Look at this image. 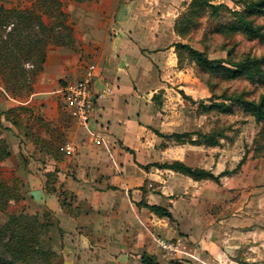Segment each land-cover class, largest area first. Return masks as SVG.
I'll use <instances>...</instances> for the list:
<instances>
[{
  "label": "rangeland",
  "instance_id": "374dc122",
  "mask_svg": "<svg viewBox=\"0 0 264 264\" xmlns=\"http://www.w3.org/2000/svg\"><path fill=\"white\" fill-rule=\"evenodd\" d=\"M61 1L65 11L62 20L66 28L58 26L59 20L54 16L49 18L42 16L43 21H51L45 28L34 21L19 22L18 16L13 14L11 16L9 11L6 13L0 10V87L5 93L23 99L30 95L37 74L45 61L44 58L41 62V52L38 51V44L34 41L38 37H43L48 45L62 44L70 47L75 41L73 20L87 14L80 6L94 5L97 0ZM124 1L127 0H105V4L101 7L104 11L109 7L108 5L117 8ZM206 1L207 3L195 9L190 18L186 16L181 18L189 9V3L184 1V5L180 6L175 21L178 22V28L186 34L177 35L178 42L202 51L210 59H223L225 61L223 65L232 69H236L234 64L239 61L264 56V5L260 8L262 12L257 13L251 6L252 3L262 0ZM30 3L31 0H0V6L5 9L24 8ZM90 16L99 18L93 14ZM112 16L111 10L110 14L106 13V19L103 18L104 23L95 26L99 28L95 32L99 34L98 37L103 38L109 33ZM83 20L80 25L82 29H86L89 27V20ZM243 21H247L256 31L252 33L240 29L239 25ZM16 23H18L16 30L8 29V27L14 28L13 24ZM12 37L14 41H11ZM3 39L5 43L2 42ZM179 64L184 69L185 81L178 84L167 82L169 94L166 92V95H163L165 89L158 91L154 102L156 106H162L163 113L166 112L168 115V125L165 127L167 133L194 131L198 134L192 135L191 140L187 139L184 142L162 137L160 141H154L143 136L144 142L139 143V149L132 151L138 156V160L148 164L180 159L192 167L203 168L214 175L224 171L227 173L220 177L219 182L191 177L186 180L188 179L186 176L151 166L152 172L147 176L148 179L143 181L139 190L142 194L151 192L150 203H159L169 208L174 216V221L169 224L167 220L151 215L153 220L149 225L148 235L152 245L159 249L163 260L180 264L179 258L173 256V252L167 253L158 245L159 239L174 243L176 241L174 238L160 233H176L179 229L176 225H180L182 228L179 232L180 236L187 238L183 240L185 245L196 244L197 239L183 233H211L208 240L214 247L215 254L210 255V264H264V233H239L241 229L251 227L242 221L245 214L248 215V224L251 225L256 213L257 205L254 201L250 206L251 210L248 213L244 212L246 202H249L255 191L250 190L255 187H260V191L264 190V119L256 121L250 111L243 109L236 102L225 100L234 96L256 101L264 93V64L230 76L222 70L210 71L197 65L186 51L181 54ZM64 83L63 79L59 80L61 87ZM2 95L3 92L0 94V101H3ZM58 105L61 120L67 122L68 115L61 99H58ZM25 107L18 105L9 116L13 118L19 132L25 134L29 149L35 147L48 154L52 153L53 157L57 153H62L64 149L62 150L61 146L65 139L63 140L60 126L43 121L33 109ZM44 131L48 134L45 138L41 135ZM42 138L44 142H41ZM4 140L0 142V155L3 156L0 158V225L4 224L9 216L23 213L22 224L32 225L33 231L40 233L44 243L41 244L47 245L45 247L50 253L48 257L39 256L33 264H62L61 254L58 253L53 242V233H50L55 226L54 215L43 206L31 201L27 172H31L34 159L19 152L20 143L13 146L14 155L11 156V148ZM96 143L97 149L111 151L118 148L124 155H131L130 151L121 144L110 147L102 141ZM44 160L42 163L46 164L50 159ZM120 160L124 163L129 162V158L125 157H121ZM55 172V169H50L49 174L47 173V186L49 182L51 185L55 184L58 176ZM122 173L119 172L121 178L126 174L124 172L121 175ZM142 175L143 172L130 171L127 177L138 180ZM161 185H165L167 192L172 195L163 196ZM60 192L63 200L67 198L72 201L73 194L65 190ZM128 192L129 195H132V192L134 196L137 194L131 189ZM146 200L142 196L139 202H135L136 208H142L138 203H147ZM67 209L73 210V207L69 206ZM145 209L148 213L151 212ZM261 210L264 212V205ZM107 215H111L110 211ZM261 217L258 222L254 220L252 225L258 224L264 230V215ZM42 223L48 225L42 227ZM9 228L5 229L7 233H11ZM119 245L125 246L121 242ZM18 248L20 249L21 245H18ZM1 250L3 251V246ZM148 255L155 259L153 255Z\"/></svg>",
  "mask_w": 264,
  "mask_h": 264
},
{
  "label": "crops",
  "instance_id": "0c3cea01",
  "mask_svg": "<svg viewBox=\"0 0 264 264\" xmlns=\"http://www.w3.org/2000/svg\"><path fill=\"white\" fill-rule=\"evenodd\" d=\"M184 1L189 3V0H127L117 8L108 5L105 11L101 7L105 0H97L94 5H81L87 14L73 20L74 44L70 47L62 44L47 46L44 64L37 74L30 95L24 99L15 98L0 87L3 92L0 111L18 105L26 106L33 109L43 121L60 126L63 132L65 140L61 148L64 150L53 157L52 153L48 154L35 147L29 149L25 134L19 132L4 114L1 116L3 128L0 136L11 148V156L14 155L13 146L20 143L19 152L34 159L31 172H27L31 201L54 215L55 226L50 233H53V242L61 254L62 264H142L143 253L153 255L158 264H175L162 259L159 249L152 245L148 235L153 220L151 215H156L148 213L144 206L140 209L135 206V202H139L142 196L149 204H160L150 203L151 192L142 194L139 190L152 170L151 167L145 170L142 165L148 163L138 160L132 150L139 149V143L144 142L143 136L160 141L161 137L152 129L168 132L165 128L168 115L163 113L162 106L155 105L154 95L163 89L164 96L166 92L169 94L167 82L178 84L185 81L184 69L178 66L174 48V43L179 41L174 32V22ZM111 10L113 19L108 28L109 33L103 38L98 37L99 34L95 32L99 28L95 26L104 23L106 13L110 14ZM83 19L89 20L86 29L80 25ZM89 64L96 67L93 91L98 92L107 83L111 85L112 92L97 99L88 129H85L69 115L65 107L68 120H61L58 99L64 103L62 88L78 80ZM61 79L65 81L62 87L59 85ZM41 135L44 138L48 136L45 131ZM40 140L44 141L43 138ZM99 141L110 147L121 144L131 155H124L118 148L111 151L97 149L96 142ZM66 145L72 150H67ZM121 157L129 158V162L124 163ZM47 158L49 162L43 164ZM50 169H55L58 176L55 184L49 182L47 186V173ZM130 171L143 172L144 175L136 180L127 177ZM165 171L186 176L169 169ZM119 172H123L121 175L125 172V177L121 178ZM186 178L189 180L190 177ZM130 189L137 194L134 196L132 192L129 195ZM161 189L163 196L172 195L167 192L165 185H161ZM59 190L73 194L72 201L67 198L63 200ZM260 190V187L250 190L254 194L246 202L244 212L251 210L254 201L257 205L256 213L251 225L245 214L242 221L251 227L241 229L239 233H264L261 226L252 225L254 220L258 222L264 215L261 210L264 190ZM69 206L73 210H68ZM108 211L111 215H107ZM172 217L174 219L173 214ZM157 218L167 220L169 224L174 221L166 217ZM176 227L179 228L176 233L160 234L176 240L173 243L176 247L173 256L179 258L178 262L210 264V255L215 254L208 240L211 233H183L197 239L196 244L190 246L183 242L187 238L180 236V225ZM120 242L125 246H120Z\"/></svg>",
  "mask_w": 264,
  "mask_h": 264
},
{
  "label": "trees",
  "instance_id": "16d2710c",
  "mask_svg": "<svg viewBox=\"0 0 264 264\" xmlns=\"http://www.w3.org/2000/svg\"><path fill=\"white\" fill-rule=\"evenodd\" d=\"M73 1L90 2L91 0H73ZM203 3H207V1L191 0L188 4L189 9L184 14H182L181 18H183L184 16L190 18V16L194 13L195 9L200 8ZM261 5H264V0L256 1L252 3L251 6L255 8V13H257V12H262L260 11L262 10L260 9ZM212 7L214 6L212 5ZM0 10H3L6 13L9 11L10 15L13 14L15 16H18V18L20 19L19 22L34 21L37 22L39 25H41V27H45V28L48 27L51 21L50 20L46 22L43 21L42 16L45 15L47 18H49L50 16H54V18H57V20H59L57 25L66 28L65 24H63L64 21L62 20V18L65 17V11L63 9V1L61 0H31L30 5L24 8L11 7L5 9L0 6ZM177 24L178 22L175 21L174 32L176 33V35L178 36L185 35L186 33L182 32L178 28ZM13 25L14 28L8 27V29L16 30L18 28V23ZM239 28L244 31L252 32V33L256 31L254 28L251 27V25L247 21L241 22ZM13 39L14 37L11 38V41L15 40ZM2 42L5 43L6 41L3 39ZM34 43L38 44V48H39L38 51L41 52V62H42L45 58V50L48 44L45 40H43V37L40 38L38 37V39H36ZM14 44L16 45V43ZM174 48L178 59V66L180 68L182 67V65L179 64L181 62V54L184 53V51L188 52L190 59L194 61L197 65L202 66L204 68H208L210 69V71L222 70L224 72H227L230 76L241 74L243 71L250 70L251 68H255V67L258 68V65L264 64V56H261L260 58L257 59H245L239 61L238 63L234 64L236 69H232L230 67H226L223 65V63L225 62L223 59H210L202 51L194 49L188 44L182 42H176L174 43ZM181 95L185 97L183 92H181ZM225 100L236 102L243 109L250 111L256 121H261L264 119V93L261 94L256 101L244 99L242 97H234V96L227 97L225 98ZM13 110L14 108H10L7 111H0V115L4 114V117L7 120L15 124L13 118L9 116V114ZM2 128L3 127L1 125V119H0V134ZM152 130L159 137L172 138L177 142H184L187 139L191 140L192 135L198 134L197 132L194 131L162 133L157 129H152ZM205 138L207 140V136ZM2 140L4 139L1 138L0 136V142H2ZM189 142L193 143L195 141H189ZM1 157H3L2 154L0 155V158ZM151 166L179 172L193 179H211L215 182H219L220 177H222L224 174L227 173L226 171H224V172H220L217 175H214L212 172L208 170L199 167H192L180 160H173L171 162H164V163H149L146 165H142V167L145 170H148ZM59 194L60 195L62 194L60 190H59ZM138 204L146 207L158 217H166L168 218L169 221L174 220L171 212L165 206L156 205V204H147L145 202ZM23 217H24L23 213L9 216L8 220H6L4 224L0 225V264H31V263L33 264L35 261L38 260L37 258L39 256L45 255L48 257L50 255L49 251L47 250V247H45L47 245L45 246L42 245L44 243L43 240L40 238V233H35L33 231L32 225L30 226L27 224H22ZM47 225L48 224H44V223L41 224L42 227H46ZM8 227H10L9 230L11 233H7V230H5ZM18 228L21 230H19ZM18 245H21L20 249L19 248L17 249ZM2 246H3V251L1 250ZM141 262L142 264H158L155 261V259L149 256L147 253H143L141 255Z\"/></svg>",
  "mask_w": 264,
  "mask_h": 264
},
{
  "label": "built area",
  "instance_id": "2783aa9c",
  "mask_svg": "<svg viewBox=\"0 0 264 264\" xmlns=\"http://www.w3.org/2000/svg\"><path fill=\"white\" fill-rule=\"evenodd\" d=\"M95 70V65L89 64L78 80L67 83L61 91L62 100L69 115L85 129H88L97 99L112 92L111 85L107 83L98 92L93 91ZM66 149L69 150L70 146L66 145ZM158 245L167 253L176 251V247L171 241L159 239Z\"/></svg>",
  "mask_w": 264,
  "mask_h": 264
}]
</instances>
